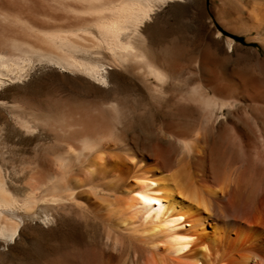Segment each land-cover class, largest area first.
I'll return each mask as SVG.
<instances>
[{
	"label": "bare ground",
	"instance_id": "obj_1",
	"mask_svg": "<svg viewBox=\"0 0 264 264\" xmlns=\"http://www.w3.org/2000/svg\"><path fill=\"white\" fill-rule=\"evenodd\" d=\"M167 1L174 0H0V25H2L0 29H4L0 34H5L3 31L8 33V35L0 36V86L18 83V81L26 79L33 71V68L32 71L29 70V66L36 59V61L48 63L65 72L81 73L99 81H106L107 77L105 78L103 75V71L106 69L104 66L107 67L111 62H108V59V64L106 62V64H102L99 55L108 52L112 55L116 66L125 67L130 73L138 76L143 83L146 82L147 87L151 90L150 92L155 94V97L156 95L157 97L163 95L167 81L170 79L179 80L180 72L173 66L166 64L158 57L159 55L157 56L152 51L146 36L142 33V27L145 21L151 17L150 14L153 12L156 3ZM229 1L223 0L224 6H228ZM231 1L243 4V0ZM248 3L253 5L255 11L252 27L258 34L264 36V0H248ZM228 39L234 42V39L230 37ZM108 57L111 59V56ZM33 65L31 67H34ZM150 78H154L157 84L149 82ZM186 87L187 84L184 83L180 90L187 93V98L189 97L194 102L199 103L208 120L220 125L216 134L218 139L216 136L215 139H212L213 146L207 156L200 153L201 148L199 146L204 145L203 143L200 142V145L196 143L199 145H196V148H200L199 150L195 149L193 144L186 140L187 138L180 140L183 152L189 153L187 155L189 158H179L178 161L187 160L186 166L178 167L179 173L178 168L177 172L172 170L174 173L171 174L161 173L154 168L145 169L148 164L147 156L150 154L146 155L139 150V158L134 156L135 154L131 155L129 144L124 140L126 137L122 139V135L115 139L117 140L116 145L122 146L120 147L123 154L115 155L114 158L110 156L118 149L112 151L113 153L111 152L110 155L107 154V149L103 147L105 146L104 142L112 140L111 135L116 132V130L114 132L111 129L110 125L108 127L113 132L105 133L104 127L96 128L94 126L95 129L92 128L83 134L84 130L76 132L79 126L74 128L75 131L70 129L71 131L68 130L69 132H67L68 126L73 128L72 121L75 118L71 120L69 117L68 119L66 114L64 116H62L63 114L59 115L60 112L55 113V115L51 113L37 115L35 113V116L28 113L29 117H15L19 118V120L17 119L19 123L22 121L24 130H29L32 127L37 128L39 124L36 125L35 123H40V126L51 127L56 132V137L63 139V142H65L64 139L67 141L69 139L78 140L81 143V146L79 145L81 148L75 149L72 145L67 144L68 142H65L68 146V155L60 156L61 153L59 152L60 157L58 156L55 161V168L58 171H53L43 179H39V182L36 180L38 175L32 176L31 174V180L29 179L30 181L28 180L29 182L26 183L30 190L23 196L16 195L17 192L14 190L16 185L13 187L10 178L7 176L9 173H6L7 168H4L7 163H4L6 161L2 157L5 155L0 152L2 154L0 155V256L7 254L18 243L21 231L26 226V220L28 221L27 218H35L39 208L42 210L52 209V211L48 210L52 215L53 209L58 207L57 205L64 203L63 207L67 210L66 205L68 203L64 202L67 198L69 200L71 196L72 198L74 196L70 202H75V198L80 195L79 191L76 192V190L83 183L82 178L71 173L72 160L76 159L80 163L87 161L83 169L86 175L96 178L95 175L98 174V176H103L104 181L112 177L107 185L113 191L117 186L120 187L118 185L120 183H126L130 179L133 182L130 185L125 184L126 187L122 188L125 195H122L124 197L119 200L120 202L109 203L107 211H103L104 214L108 213V217L102 222L103 234L107 240L103 245L86 243L74 250L67 248L68 246L59 248L54 245L52 249L53 258L50 257L52 259L47 264H264V96L253 97L260 111V114L257 115L252 110L259 136L257 133L255 134L262 141V145L259 144L261 148L255 145L258 148L256 149L255 146L248 148V143L245 140L236 144V136L233 135V131L230 133L225 127L226 124L224 125L233 112L229 110L227 114L221 113L226 109L234 108L237 104L236 102L234 104L228 102L229 100L227 101L225 96L231 95L235 90H230L229 87H210L213 92L219 90L216 93L224 97L219 99L216 96H210L208 91L199 93L195 89H187ZM249 90L251 89L249 88ZM248 98L244 101H247ZM239 103L247 102L239 100ZM61 105L62 103H60ZM15 108H18L17 105ZM18 110L20 109L18 108ZM92 111L95 113L93 109ZM21 112H24V109H21ZM25 114L24 116L28 115ZM32 124L36 126H32ZM82 124L79 122V125ZM201 126H203L202 123ZM203 127L206 132L205 125ZM109 128L107 129L109 130ZM256 128L254 129L256 130ZM233 129L231 127V130ZM115 134L117 135V133ZM196 135L199 137L201 133ZM198 137L196 141H200L197 140ZM126 140L128 139L126 138ZM132 141L134 142V140ZM204 141L206 143V140ZM230 142L233 146L228 144ZM236 145V150H239V146L245 148V155H238L236 152L227 155V150L234 149ZM109 148L113 149V145H109ZM116 148L114 147V149ZM216 148L220 152L222 149L223 154L219 152V155L224 156H216ZM191 153L193 154L191 155ZM118 154L121 153L118 152ZM190 167H193V170H189ZM226 173L227 177L225 176ZM193 177L197 178L204 189L198 187L195 182L191 183ZM94 181L97 183V180ZM94 181L92 180V182ZM106 182H103L104 185ZM95 187L93 185L92 188ZM105 187L107 188V186ZM96 191L98 189L93 193ZM220 192L228 196V202L225 205L241 213L234 215L232 222L227 226L223 225L221 215L218 212L221 207L216 200L220 197ZM75 193L78 194L75 196ZM96 194L97 192L94 196ZM119 195L121 197L120 193ZM103 200L105 202L104 198ZM95 205L93 208L96 209ZM93 208L89 207V209ZM48 213L45 217L49 218L46 219L50 221L52 216ZM94 213L96 210H93ZM65 229L69 232L73 230L68 225L65 226ZM65 248L66 250H64ZM0 264L3 263L0 262Z\"/></svg>",
	"mask_w": 264,
	"mask_h": 264
},
{
	"label": "rangeland",
	"instance_id": "obj_2",
	"mask_svg": "<svg viewBox=\"0 0 264 264\" xmlns=\"http://www.w3.org/2000/svg\"><path fill=\"white\" fill-rule=\"evenodd\" d=\"M226 6H224L223 0H174L156 3L153 12L150 14L151 17L145 21L144 26L142 27V33L146 36L152 51L157 56L159 55L158 57L162 61L173 66L180 72L179 80H168L164 93H162L163 95H158V97L157 95L155 97V94L150 92L151 90L147 87L148 84L146 85V82H144V84L138 76L130 73L125 67L119 65L116 66L112 55L108 52H104V55H99L102 58L99 57L102 64H108V62H111L107 67L104 66L106 69L103 71V75L105 78L107 77L106 81H99L81 73L65 72L48 63H45V65L44 62L41 63L40 61H36V59L33 63L34 65L32 64L34 67H31L32 65L29 66V70L32 71L33 68V71H29L31 73L26 79L24 78L25 80L23 79L18 81V83L15 82L2 87L0 86V101L4 102H0V152H3L2 154L5 155V157L1 156L4 161H6L4 163H7L4 165V168H7V172L6 169L5 172L9 173L7 176L10 178L13 187L16 185V187H14L15 192H17L16 195L23 196L30 190L26 183L31 180L32 176L38 175L36 176L37 178H35L39 182L48 174L53 173V171L57 172L58 170L55 168L56 158H58L60 153V156L68 155L67 144L72 145L78 150L81 148L79 147V145L81 146V143L78 140L69 139L67 141L64 139L66 143L68 142L66 144L62 141L63 139H58L56 137V132H54L51 127L46 125L40 126V123H35L36 125H39L37 128L32 127L35 129L34 131L32 128L29 129L31 131L24 130L22 121L19 123L17 119L19 120V118L29 117L30 113V115L33 116L35 113L37 115H40L41 113H51L52 115H55V113L60 112L58 113L59 115L63 114L62 116H64V114H66L68 119L69 117H71V120L75 118L74 121H72L73 128H69L68 126L67 132H69L68 130L70 129H76L77 126L79 127H77L78 129H76V132L78 130H84L83 134L87 133V131L92 128H98L99 126H102V128L104 127L105 130L103 129V131L105 133L113 132V130L115 132L116 130L115 133H117V135L114 133L111 135L112 138L111 136L108 137L112 140L107 139L108 142L104 140L106 143L104 142L105 146L103 147L107 149V154L110 155L117 149V152L115 151V153L110 156H120L123 154V150L121 149L122 146L119 144L116 145L117 140L115 139L119 135H122V139L125 137L128 139L126 140L125 138L124 140L129 144L131 155L135 154L134 156L139 158L140 152L145 153L146 155L150 154V156L147 157L148 164L151 165L147 164L145 169L154 168L158 169L161 173L171 174L174 173L173 171L177 172L179 166H186L187 160L178 161L179 158H189L187 156L189 153H186L185 151L183 152L180 140L187 138L186 140L191 142L195 149L200 150L201 148L200 153H204L203 156H207L213 146L212 139H215V136L216 139H218L216 134L219 131L218 129L220 125L214 124V122L208 120L203 109L201 110L199 103L194 102L189 97L187 98V93L180 90V87L186 83L187 89H195V91L199 93H206V91H208L210 96H216L219 99L224 98L221 97L219 93H216L219 90H215L214 93L210 87H229L230 90L235 91L231 95L225 96V98L227 101L229 100L228 102L232 104L236 102L237 104L234 108L226 109L221 113L227 114L229 110L233 112L227 120L228 122L226 121L224 123V125L226 124L225 127L230 133L233 131V135L236 136V144L245 140L246 143H248V148H254L255 145L259 146V144L261 146L262 141L258 137L259 132L256 128V122L252 115V110L257 115L260 114L257 102L253 97L264 96V36L258 34L252 27L255 11L253 5L248 3V0H243V4L230 0L228 6ZM2 30L0 29V32ZM3 32H5V34L2 33L0 36L8 35L6 31ZM233 35L243 37L244 41H237L231 37ZM228 37L234 39V42H231ZM108 56H111V59ZM103 58H105L104 61ZM149 82L157 84L154 78H150ZM249 88L252 91L249 90ZM183 98H186L187 100H183ZM246 98H248V100L244 101ZM239 100L247 103H239ZM60 103H62L63 106H60ZM15 104L20 110L15 108ZM165 104L167 106H164ZM116 105L118 106L116 107ZM11 106H13L12 109ZM21 109H24L26 114L21 112ZM92 109L95 113H92ZM15 110L17 111L16 113ZM24 114L28 115L24 116ZM17 116H19V118H15ZM119 119L120 121H118ZM79 122L80 124H83L79 125ZM124 122H126L125 125ZM201 123L203 126L205 125L206 132L204 131V127L201 126ZM35 124H32V126ZM109 125L111 129H113L112 131L108 127ZM231 127L234 129L231 130ZM107 128H109V130ZM209 128L211 131L208 130ZM254 128H256V130ZM200 133L201 135L198 137L196 134ZM205 133L208 134L205 135ZM255 133H257L258 136ZM197 137L199 138L197 140L200 141H196ZM206 137L207 139H204ZM2 139L3 141L1 142ZM132 140H134V142ZM204 140H206L207 145H205L206 143H204ZM196 143L201 145L199 146ZM228 144L230 145L231 142ZM109 145H113V149H110ZM196 145L200 148H196ZM231 146L233 145L231 144ZM257 146H255L256 149H258ZM260 146L259 148H261ZM114 147L117 148L114 149ZM242 147L239 146V150H236V145L234 149H228L227 155L234 154V152L238 155H245V148L243 147L242 149ZM118 152L121 154H118ZM219 152L220 150L216 148L215 155L218 156ZM250 152L253 153V151ZM220 153L223 154L222 149ZM2 154L0 153V155ZM192 154L193 153H191V155ZM72 161V175L80 177L83 180L82 185L76 190V192L79 191V198L76 197L74 200L75 202L72 203L70 200L72 201L74 196L73 198L71 196V199L69 198V200L67 198V200L64 201L68 203L66 205L67 210L63 207V203L60 204L61 206L57 205L58 207L60 206L59 208L61 211L56 207L53 209L54 211L52 212V215L49 212L52 211V209L42 210L39 208L35 218H27L28 221L26 220V226L21 231L18 243L12 250L10 249L11 251L9 250L7 254L3 255L4 257L0 256L1 263L47 264V262L53 258L52 249L54 248V245L59 248L68 246L67 248L74 250L80 248L86 243L103 245V243L107 241L103 234L102 222L103 219L108 217V213L106 212L104 214V212L109 203H117L122 197H124L122 196L125 195L122 188L126 187L125 184L130 185L133 180L130 179L128 180L129 182L127 181L126 183L118 184L120 187L117 186L113 191L108 188L109 186L107 185L112 177H109V180L107 178V180H105L107 181L105 183L106 185H104L103 182L105 181L103 176H98V174H96V178H94V176L91 177L90 175H86L83 169L87 161L85 163H80L76 159ZM155 165L158 168H156ZM13 169L15 170L12 171ZM28 169L29 171L27 172ZM189 170H193V167H190ZM35 172H37V174H35ZM225 176L227 177V173ZM101 179L103 180L100 181ZM192 179L191 183L195 182L198 187L204 189V186L197 181V178L193 177ZM92 180H97V183L100 181V185L95 183V181L92 182ZM14 182L16 183L13 184ZM92 184L94 187L97 184V188L95 187L93 189ZM223 184L224 182L222 180V185ZM105 186H107V188ZM103 188L105 189V192ZM97 189V194L94 196L96 192L93 193V191ZM106 189L108 190L106 191ZM119 193L121 194V197ZM76 194L78 193H75L74 195L76 196ZM108 194L109 196H107ZM103 198L105 199V202H103ZM216 201L221 207V209L219 207L220 211L218 212L221 215L223 225L227 226V224L232 222V217L234 215L241 214L238 210L229 208L225 205V203L228 202L227 195L220 192V197H218ZM86 205L90 208H93V205H95L96 209L95 207L89 209ZM93 210H96V213L93 214ZM47 213L52 216L50 217V221L47 220L49 218L45 217ZM101 214L104 215L102 216ZM67 225L72 227L73 230L70 232L66 231L65 226ZM64 250H66V248Z\"/></svg>",
	"mask_w": 264,
	"mask_h": 264
},
{
	"label": "trees",
	"instance_id": "obj_3",
	"mask_svg": "<svg viewBox=\"0 0 264 264\" xmlns=\"http://www.w3.org/2000/svg\"><path fill=\"white\" fill-rule=\"evenodd\" d=\"M233 37L234 39H236L237 41H244V38L243 37H240V36H231Z\"/></svg>",
	"mask_w": 264,
	"mask_h": 264
}]
</instances>
